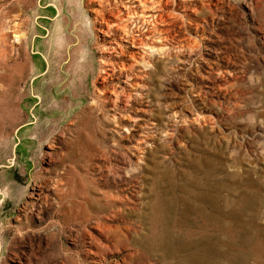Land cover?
<instances>
[{
	"label": "rangeland",
	"instance_id": "374dc122",
	"mask_svg": "<svg viewBox=\"0 0 264 264\" xmlns=\"http://www.w3.org/2000/svg\"><path fill=\"white\" fill-rule=\"evenodd\" d=\"M0 264H264V0H0Z\"/></svg>",
	"mask_w": 264,
	"mask_h": 264
}]
</instances>
